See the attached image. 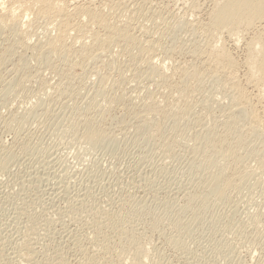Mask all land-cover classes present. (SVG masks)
<instances>
[{"label":"rangeland","instance_id":"374dc122","mask_svg":"<svg viewBox=\"0 0 264 264\" xmlns=\"http://www.w3.org/2000/svg\"><path fill=\"white\" fill-rule=\"evenodd\" d=\"M212 2L72 0L51 51L59 20L0 0V264H264V136L195 56ZM262 25L224 42L251 97Z\"/></svg>","mask_w":264,"mask_h":264},{"label":"bare ground","instance_id":"6f19581e","mask_svg":"<svg viewBox=\"0 0 264 264\" xmlns=\"http://www.w3.org/2000/svg\"><path fill=\"white\" fill-rule=\"evenodd\" d=\"M70 1L72 0H13L17 8L27 11L32 9L33 7H38L47 14H52V16L54 15L56 19L59 20L57 21L58 25H55L57 30V36L52 39V42L49 43V49L51 51H56L60 48L64 50L67 48H64L63 40L68 36V33L70 31V13L68 12L69 8L67 9V5ZM212 1V7L210 9V12L208 13V20L205 26L206 29L212 33L213 38L212 40H210V44H207L204 50H201L197 53L195 52V56L202 59V65L204 67L212 68L217 75H221L225 79H230V77L232 78V89L234 92H236V95L238 97L234 100V102L236 103V108L238 110L242 109L252 120L254 126L259 129L261 131V134L264 136V31L261 32L262 29H264V26L262 25L263 28L261 29V31L253 33V36H251L249 41L246 43L245 48L246 56L243 65L246 71L244 80L245 83L250 88H252L254 92H256L254 97L252 96L253 98L250 96V94L246 91L245 88H243L236 82L235 74L237 65L231 54L226 50L224 46V42L226 41L225 39L231 40L234 46H237V44L239 43V38L241 36H243L245 33L249 34V31L253 30L256 24L264 23V0ZM0 5H3V3H1ZM74 9L76 10V14L82 15L83 17L87 18L88 21H91L97 25H101L103 29L105 28L106 31L104 30L105 33L103 32L104 35L101 39L98 38L97 33L96 35L91 34L92 40H94V44L107 43L110 40L111 36L118 30L117 26L109 25L101 18V12H93V10L89 9L88 7L80 8V6L78 7V4L77 8L74 6ZM9 11L11 10H6L4 13L7 15H11L12 12ZM79 28L80 27H77V29H75L80 30ZM75 29L74 31H76ZM81 31L82 30H80V32ZM129 35L130 34H128L127 32L120 33V37L125 42L132 43L133 39L130 37L131 35ZM136 46H139L138 43H135L132 46H128L127 49L131 50L133 47ZM254 100H256L259 104V109H257L254 105ZM161 109L163 110V108H160V110ZM160 112H164L163 114H165L167 111ZM163 114H161V116ZM192 201L197 202L196 198H193ZM136 258L137 260H121L119 262H107L103 264H146L145 261H147V259H145V256L137 255ZM88 261L89 260L87 258V262Z\"/></svg>","mask_w":264,"mask_h":264}]
</instances>
